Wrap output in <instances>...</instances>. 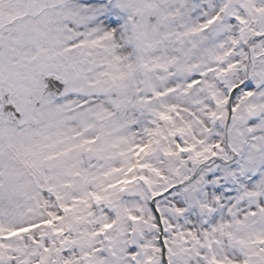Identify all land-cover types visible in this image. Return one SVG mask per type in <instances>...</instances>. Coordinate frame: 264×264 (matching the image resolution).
Instances as JSON below:
<instances>
[{"label": "snow or ice", "instance_id": "6c2138e0", "mask_svg": "<svg viewBox=\"0 0 264 264\" xmlns=\"http://www.w3.org/2000/svg\"><path fill=\"white\" fill-rule=\"evenodd\" d=\"M0 264H264V0H0Z\"/></svg>", "mask_w": 264, "mask_h": 264}]
</instances>
